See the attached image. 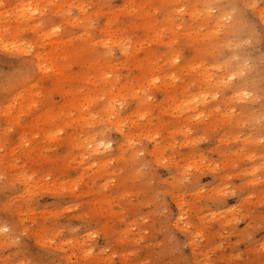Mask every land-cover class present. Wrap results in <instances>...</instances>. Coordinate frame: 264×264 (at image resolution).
I'll use <instances>...</instances> for the list:
<instances>
[{"label": "rangeland", "instance_id": "374dc122", "mask_svg": "<svg viewBox=\"0 0 264 264\" xmlns=\"http://www.w3.org/2000/svg\"><path fill=\"white\" fill-rule=\"evenodd\" d=\"M0 264H264V0H0Z\"/></svg>", "mask_w": 264, "mask_h": 264}, {"label": "bare ground", "instance_id": "6f19581e", "mask_svg": "<svg viewBox=\"0 0 264 264\" xmlns=\"http://www.w3.org/2000/svg\"><path fill=\"white\" fill-rule=\"evenodd\" d=\"M209 11H210V9L208 8V9L206 10V13L209 14V13H210ZM190 14H192V12H191ZM207 18H208V17H205L204 20L207 19ZM219 19H221V16L217 17V21H218ZM74 103H76V100H74ZM99 145H100V144H98L97 147H99Z\"/></svg>", "mask_w": 264, "mask_h": 264}, {"label": "snow or ice", "instance_id": "6c2138e0", "mask_svg": "<svg viewBox=\"0 0 264 264\" xmlns=\"http://www.w3.org/2000/svg\"><path fill=\"white\" fill-rule=\"evenodd\" d=\"M56 29H54V31H55ZM178 62V61H177ZM244 95H248V93H244Z\"/></svg>", "mask_w": 264, "mask_h": 264}, {"label": "clouds", "instance_id": "9594fccd", "mask_svg": "<svg viewBox=\"0 0 264 264\" xmlns=\"http://www.w3.org/2000/svg\"><path fill=\"white\" fill-rule=\"evenodd\" d=\"M5 47H8L7 45H5ZM191 167V166H190Z\"/></svg>", "mask_w": 264, "mask_h": 264}]
</instances>
